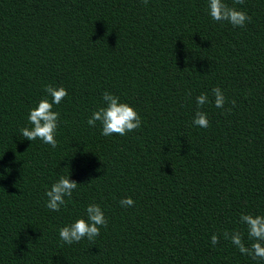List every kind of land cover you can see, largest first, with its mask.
I'll return each mask as SVG.
<instances>
[{"label": "trees", "instance_id": "1", "mask_svg": "<svg viewBox=\"0 0 264 264\" xmlns=\"http://www.w3.org/2000/svg\"><path fill=\"white\" fill-rule=\"evenodd\" d=\"M208 2L0 0V264H264L222 235L250 246L240 216L264 215V0H223L251 16L244 27L212 20ZM49 84L68 93L53 107L56 148L20 135ZM105 91L139 129L87 124ZM198 110L208 128L193 124ZM61 176L78 187L50 211ZM93 203L107 227L63 243L59 229Z\"/></svg>", "mask_w": 264, "mask_h": 264}, {"label": "clouds", "instance_id": "2", "mask_svg": "<svg viewBox=\"0 0 264 264\" xmlns=\"http://www.w3.org/2000/svg\"><path fill=\"white\" fill-rule=\"evenodd\" d=\"M142 3L147 5L148 0H142ZM243 3L244 0H234V4ZM208 8L212 20L227 21L233 27H244L252 19L245 11L229 7L223 0H209ZM44 91L51 97V101L47 97L42 98L36 107L30 109L28 120L33 127L22 128L20 135L30 141L39 139L44 144L56 148L58 142L55 137L60 114L54 111L53 107L60 104L68 93L64 87L57 88L50 84L44 87ZM211 95L214 97L215 107L224 109L227 98L222 89L219 86L212 88ZM102 99L105 106L93 111L87 120L90 127H95L99 121L104 136H112L113 134L124 136L141 127V117L133 106L121 102L118 96L107 91L102 94ZM209 102V96L206 93H201L196 97L198 107ZM231 104L235 106L236 101L232 100ZM226 111L231 112L232 108H228ZM193 124L201 128L210 126L206 113L199 110L195 114ZM77 187L76 181L61 176L49 190H46L47 201L45 206L50 211H60L61 207H66L68 203L65 198L70 199ZM119 203L122 207H131L135 202L131 197H126L121 199ZM86 217L87 219L78 218L70 225L61 227L59 229L60 240L68 245L78 243L85 237L89 241H94L100 235L101 227H107L108 221L101 207L94 203L86 207ZM240 222L247 227L248 238L252 241L250 246L245 245L239 231L230 233L226 230L222 233L223 238L230 240L241 254L251 256L254 260H264V215L241 214ZM210 239L212 246H216L220 241L217 234H213Z\"/></svg>", "mask_w": 264, "mask_h": 264}]
</instances>
